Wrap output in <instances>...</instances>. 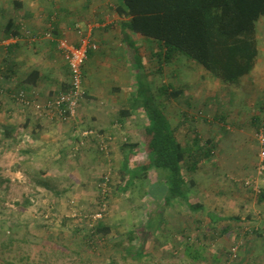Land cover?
Listing matches in <instances>:
<instances>
[{
  "label": "crops",
  "instance_id": "0c3cea01",
  "mask_svg": "<svg viewBox=\"0 0 264 264\" xmlns=\"http://www.w3.org/2000/svg\"><path fill=\"white\" fill-rule=\"evenodd\" d=\"M119 4L120 0H0V88L5 89L8 94V97L2 98L0 137L5 129L10 132H17L20 129L21 132L15 134V139L1 137V140L7 143L2 145L10 147L15 144H27L36 152L33 155L30 152L27 153L31 155L29 162L35 168V172L44 173L50 178H54L50 175L63 173L58 179H70L76 183L75 181L80 179V168L78 169L77 164L69 163L70 157L73 156L72 146L79 132L88 129L105 134L112 139L113 147L110 145L112 150L116 148L118 150L116 152L121 155L118 173L122 171L125 161H128L132 167H136L146 159L142 150L141 136L147 126L143 112L132 110L130 105L135 83V67L138 62L148 80L157 76L161 78L160 82L156 83L160 84L158 86L151 83L152 81L148 84L151 83L152 94L168 118L176 141L188 151L183 173L187 182L189 203L197 204L191 201V197L195 195L206 199L219 198L223 196V193L227 195L225 190L229 191L230 188H224L225 184H230L240 191H251L250 188L244 189L243 184L251 179L247 178L250 174L253 179L257 178L258 168L255 171L248 170L245 163L237 164V167H229L230 159L225 158L223 154L228 139H221V142L216 144L213 141L214 138L209 136L212 131L218 132L226 127L230 130L233 124L243 121L239 108L227 110L226 113L222 111L221 114L217 110L212 112L213 101L218 100L221 97L219 92L227 91V87L181 56L173 57L172 65L167 66L162 62L164 50H160L157 44L129 33H127L128 37L124 36L121 29L124 20L120 19L115 12ZM257 24L256 41L259 58L261 50L258 45ZM76 25L89 38V43L97 47L96 50H87L86 61L82 68L84 96L78 109L77 120L68 125H62L55 120L41 118L33 111L24 110L23 112L18 106L12 107V93L24 92L29 99H35L42 105L50 97L56 96L66 88L70 82V72L57 50L55 40L67 39L70 44L79 47ZM88 28L91 30L88 31ZM185 62L192 64L195 70L200 72L201 76L194 78L191 88L194 92L197 88L199 89V101L203 102L206 108L203 116L194 114L191 105L189 110L177 107V100L184 98L189 92L186 87L180 86V73L183 69L182 64ZM258 65L259 62H256L252 73L259 68ZM33 73L39 75L36 84L25 83L24 80ZM262 77H264L263 74L253 78L250 75L246 76L240 80L236 88H228L226 95L236 98V101L238 98L239 103L250 101V98L254 102L257 99L264 100L260 98V91L264 92ZM167 83L171 84L167 85ZM164 89L168 92L167 94L171 93L172 97L164 95ZM162 95L166 96V103L169 102L166 108L161 102ZM215 117L220 121H216ZM255 118L257 115L252 114L246 120V125L239 126L240 132H250ZM17 120L21 121L17 124ZM24 124L27 125V129L21 128ZM261 126L259 123L257 127ZM252 128L255 129V127ZM215 137H219V134ZM96 142L95 139L89 140L86 149L79 153L89 157L90 152L101 155L96 151ZM2 145H0L1 148L4 147ZM134 150H141L140 156L133 152ZM80 160L81 158L78 159ZM38 161H41L43 166ZM97 165L102 164L98 162ZM118 173L116 172L115 176ZM209 178L213 179L209 181ZM240 178H246V181L243 180V182ZM238 181L243 184L235 186ZM74 186L76 187V185L68 186L66 194L73 193ZM221 189H225L223 193ZM236 189L233 191L236 192ZM142 190L148 192L147 199L152 203L155 201L154 198L162 200L165 193L164 190L156 193L155 188L151 186H145ZM212 190H218V192L212 193ZM235 192L232 195H236ZM220 202L225 201L217 199L216 204ZM198 204L203 205L200 212H204L206 201H199ZM180 208L178 211L181 210ZM146 210L148 212L149 208ZM168 211L166 214L169 213ZM172 211L176 213L175 210ZM158 233L152 238L153 241L157 240ZM148 238L150 240V236ZM147 246L151 247L150 242Z\"/></svg>",
  "mask_w": 264,
  "mask_h": 264
},
{
  "label": "rangeland",
  "instance_id": "374dc122",
  "mask_svg": "<svg viewBox=\"0 0 264 264\" xmlns=\"http://www.w3.org/2000/svg\"><path fill=\"white\" fill-rule=\"evenodd\" d=\"M257 23L258 45L261 51L257 59L259 68L250 74L251 78L260 77L262 74L264 76V17ZM182 65L180 86L186 87L189 92L184 98L177 100V107L189 110L191 105L194 114L203 116L206 108L204 103L199 101V89L197 88L194 92L191 88L194 78L201 76L200 72L187 62ZM139 67L141 68V66ZM141 74L144 76L143 79L147 85L151 81V83H155V86L160 85L156 84L161 80L158 76L148 80L144 72ZM170 84L167 83V85ZM228 91L227 88V91L221 90L219 92L221 97L213 101L212 112L217 110L221 114L222 111L226 113L227 110L239 108L243 121L236 125L233 124L230 130H227L225 126L226 129H221L222 131H212L209 136L214 138L213 141L216 144L221 142V139H228L223 154L225 158L230 159L229 167H237V164L245 163L248 170L255 171L259 166V155L262 150L264 152V146L261 147L258 140L259 134L262 133L264 136V100L257 99L254 102L250 98V101L239 103L238 98L236 101V98L226 95ZM260 92V98H264V92ZM191 93L193 94L191 95ZM160 98L164 108H166V104L169 103H166V96L162 95ZM11 106L13 107L14 104L12 103ZM19 110L24 112L25 109L20 108ZM252 114L253 116L257 115L255 120L252 119L253 125H251L255 129L251 127L250 132L243 131L241 133L240 127L246 125V120ZM259 114L261 116H258ZM17 121L18 124L21 120ZM216 121L220 120L216 118ZM259 123L263 127L258 128ZM217 134L219 137H215ZM102 136L109 137L105 134ZM111 143L112 139H110V145ZM2 144L7 143L0 137V145ZM2 146L4 147L1 148L0 146V227L2 223L7 224L8 222L13 225L16 224L15 226L18 225V227H14L12 232L7 233L0 230V240L4 238V235H13L18 240L28 233L29 241H31L29 242L30 246L23 247V252L25 256H29L32 262L37 264H111L110 262H115L114 264H179L178 256L181 255L175 254L174 251L173 256H169L170 250L167 248L172 245L178 246L179 243L181 247L185 243L184 238L190 236L194 243L197 241L196 245L202 250V254L208 258L207 264H210L212 257L218 260L215 264H264V206L259 204L257 195L259 191L264 190V177H257L259 178H256L257 180L253 179L252 174L247 177L253 181L247 182L252 183L255 193L247 190H245L246 192L240 191L230 184H225L224 188H230L229 191L221 190L222 193L225 190L227 195L223 193V196L219 198L207 199L198 198L196 195L191 197L192 203L198 204L199 201H206L204 204L206 209L202 213L189 214L185 206L177 213L172 210L168 211L167 214L165 213L163 221L160 220L162 223L164 220L167 222L162 233H158L157 240L150 241L151 247L148 248V251L152 256H149L142 263H136V261H131L126 256H121L120 253L115 252L113 247L109 252L101 249L100 242L97 249L88 251L80 245L85 234L75 233L76 230L80 232L84 229L87 230L86 228L90 230L94 225L100 224L112 228L113 234L119 233L126 236L129 230L142 227L146 222V209H150L153 203L147 198L142 199L138 192V186L130 188L126 194L117 191L115 173H118L121 166V155L116 152L118 151L116 148L112 150L111 146L113 147V145L109 147L107 154L103 153L102 156L91 152L90 157L82 155V153H72L73 156L70 157L69 163L77 164L78 169L80 168V179L75 181L76 183L70 179H58L63 173L50 175L54 178H50L48 175L41 179L36 177L35 168L29 162L31 155H27L29 152L32 155L36 152L25 143L10 147ZM111 151H113L112 154ZM137 153L140 156L141 150ZM79 158H81L80 161H78ZM38 162L43 166L41 161ZM98 162L102 165H97ZM155 179L151 175L148 181L144 182V186L150 187L151 182ZM211 179L213 178H209V181ZM240 179L246 181V178ZM241 181H238L235 186L243 184L244 181ZM70 185H76V187L74 186L73 193L66 194ZM235 189L236 192L233 191ZM155 190L159 191L157 188ZM215 191L218 192V190H212V193ZM233 192L236 195H232ZM191 195L193 196L194 193L192 192ZM217 199L225 202L216 204ZM207 202L211 204H207ZM103 205L105 209L102 213V219L93 221L92 217L99 213ZM209 214H213L212 216H215L217 220L221 217L223 219L215 225L210 224ZM9 218L10 220L7 222ZM231 218H237L238 221H231ZM64 220L66 222L63 223ZM197 222L201 223L202 226H198ZM6 224L3 225L4 228L8 226ZM50 241L56 245L49 243ZM36 242L37 244H35ZM169 244L170 246H168ZM51 245L52 247L60 246L61 250L57 251L65 254L51 253V250L56 252ZM42 246H45L43 250ZM237 246L235 255H232L235 257H228L231 256V252L233 254V249ZM134 247H138V244L135 243ZM75 253L79 256L73 255ZM0 256H3L1 252Z\"/></svg>",
  "mask_w": 264,
  "mask_h": 264
},
{
  "label": "trees",
  "instance_id": "16d2710c",
  "mask_svg": "<svg viewBox=\"0 0 264 264\" xmlns=\"http://www.w3.org/2000/svg\"><path fill=\"white\" fill-rule=\"evenodd\" d=\"M115 12L124 20L121 26L122 34L127 37V33L141 36L157 44L160 50H164L162 60L167 66L172 65L173 57L181 56L202 68L210 77L227 88H236L240 80L249 76L254 70L258 58L256 24L264 17V0H120ZM50 36L52 38L51 33ZM60 40H55L56 45ZM159 56L162 57L160 53ZM139 66L140 64L136 62L137 74H135L130 105L132 110H140L146 117L147 126L141 136L142 150L146 159L136 167H132L128 161L123 162L122 171L118 173V177L115 176L117 177L115 186L118 188L117 191L124 194L128 193L132 186H138L142 198H147L148 192H143L142 189L145 187L144 182L153 175L156 179L151 182V187L159 191L164 190V197L160 202H156L159 199L154 198L153 205L148 212H145V225L129 231L126 236L120 234L114 236L112 228L100 224L94 225L90 230L86 228L87 230L75 232L85 234L80 242L82 248L92 251L101 243V249L109 252L113 247L115 252L136 263H142L152 256L147 245L156 233H162L166 222L161 221L168 210H175L177 213L178 209L185 205L189 214H196L202 209L200 204L189 203L187 182L183 173L188 151L176 141L170 122L157 104L150 85L145 83L141 74L144 71ZM38 76L33 73L24 82L34 85L39 79ZM69 88L68 83L59 93H66ZM165 91L164 89V95L172 97L171 93L167 94L168 92ZM7 95L6 90L0 88V109L3 107L2 98L8 97ZM21 95L29 99L24 92H18L12 93L11 100L15 106L23 109L24 104L18 101ZM21 128L27 129V125L24 124ZM20 133V129L17 132L5 129L1 137L13 139L15 134ZM79 140L76 138V142ZM96 143L98 152L99 144ZM133 152L137 153L138 150ZM35 175L40 179L46 177L44 173L35 172ZM250 190L253 191V188ZM257 195L259 204L264 206V190L259 191ZM212 215L208 216L210 224L215 225L223 219L221 217L217 220ZM8 220L10 218L7 222ZM231 221L238 219L231 218ZM8 223H5L8 225L6 228L2 223L0 230L7 233L18 227L15 226L16 224ZM197 225L202 226L198 222ZM184 240L185 243L181 247L180 243L178 246L168 245L169 256H173L175 251V254L181 255L178 256L179 264H207L208 258L196 245L197 241L194 243L190 236ZM0 241V252L3 255L0 256V264H37L23 252V247L30 246L28 233L18 240L13 235H4ZM49 243L56 245L51 241ZM133 243L138 244V247L135 248ZM39 246L41 247V244ZM44 247L42 246V250ZM52 248L56 252L51 250V253L65 254L57 251L61 250L58 245ZM73 255L79 256L77 253ZM217 261L212 257L209 263L215 264Z\"/></svg>",
  "mask_w": 264,
  "mask_h": 264
},
{
  "label": "built area",
  "instance_id": "2783aa9c",
  "mask_svg": "<svg viewBox=\"0 0 264 264\" xmlns=\"http://www.w3.org/2000/svg\"><path fill=\"white\" fill-rule=\"evenodd\" d=\"M91 29L88 28V31ZM75 31L79 38V47L71 45L67 40H60L57 42V50L60 52L65 64L67 65L70 72V82L69 90L66 93H59L54 97H50L44 104H39L35 99H27L23 95L18 98L19 102L24 104L25 110L33 111L37 116L44 117L50 121H57L62 125H68L73 121L77 120L78 109L80 103L83 99L82 91V68L86 61L87 50H96V45H92L88 41V37L84 34L81 28L76 25ZM78 142L74 144L72 148V153L77 154L84 148L86 149V143L89 139H96L98 142V152L100 154H107L110 146V138L102 136L99 133H96L91 130H83L79 132ZM259 144L261 147L264 146V136L259 134L258 136ZM259 166L257 169V177H264V152L261 151L259 155ZM245 187L252 188L251 182H245ZM105 187V186H103ZM105 206H102V209L98 214L92 217L93 221H100L102 219V213L104 212ZM238 246L233 249V254L235 255ZM232 251V250H231Z\"/></svg>",
  "mask_w": 264,
  "mask_h": 264
}]
</instances>
